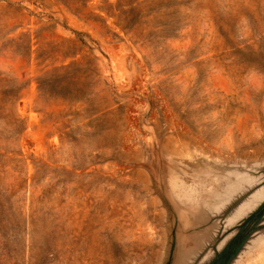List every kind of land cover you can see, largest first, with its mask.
I'll return each instance as SVG.
<instances>
[{"label": "rangeland", "instance_id": "1", "mask_svg": "<svg viewBox=\"0 0 264 264\" xmlns=\"http://www.w3.org/2000/svg\"><path fill=\"white\" fill-rule=\"evenodd\" d=\"M0 264H264V0H0Z\"/></svg>", "mask_w": 264, "mask_h": 264}]
</instances>
